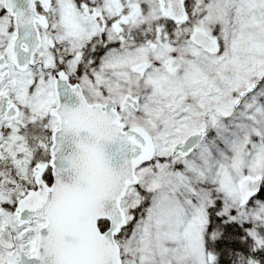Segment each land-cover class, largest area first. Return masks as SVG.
Here are the masks:
<instances>
[{"label": "snow or ice", "instance_id": "1", "mask_svg": "<svg viewBox=\"0 0 264 264\" xmlns=\"http://www.w3.org/2000/svg\"><path fill=\"white\" fill-rule=\"evenodd\" d=\"M0 264H264V0H0Z\"/></svg>", "mask_w": 264, "mask_h": 264}]
</instances>
